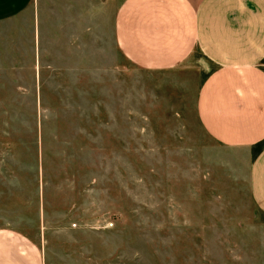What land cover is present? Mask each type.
Masks as SVG:
<instances>
[{
    "label": "rangeland",
    "instance_id": "1",
    "mask_svg": "<svg viewBox=\"0 0 264 264\" xmlns=\"http://www.w3.org/2000/svg\"><path fill=\"white\" fill-rule=\"evenodd\" d=\"M108 20L93 48L0 54L1 68L16 63L0 75V211L13 151L5 162L29 182L38 162L50 216L42 237L28 234L46 264H245L250 243L264 242L245 155L208 138L184 72L132 64Z\"/></svg>",
    "mask_w": 264,
    "mask_h": 264
},
{
    "label": "crops",
    "instance_id": "2",
    "mask_svg": "<svg viewBox=\"0 0 264 264\" xmlns=\"http://www.w3.org/2000/svg\"><path fill=\"white\" fill-rule=\"evenodd\" d=\"M101 1L115 10L97 13L94 0H0V54L33 60L38 51L93 48L94 28L109 17L113 44L132 64L185 73L208 138L245 155L247 196L264 222V0ZM23 67L31 72V64ZM15 68L7 62L0 75ZM5 159L0 264H46L45 248L28 234L42 237L50 216L38 162L28 166L29 182L16 175L19 164ZM25 183L34 187L24 195L16 187ZM261 252L264 242H251L245 264H264Z\"/></svg>",
    "mask_w": 264,
    "mask_h": 264
}]
</instances>
